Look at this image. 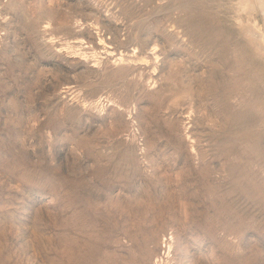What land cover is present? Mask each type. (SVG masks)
Masks as SVG:
<instances>
[{"label": "rangeland", "instance_id": "rangeland-1", "mask_svg": "<svg viewBox=\"0 0 264 264\" xmlns=\"http://www.w3.org/2000/svg\"><path fill=\"white\" fill-rule=\"evenodd\" d=\"M0 264H264L258 0H0Z\"/></svg>", "mask_w": 264, "mask_h": 264}, {"label": "bare ground", "instance_id": "bare-ground-1", "mask_svg": "<svg viewBox=\"0 0 264 264\" xmlns=\"http://www.w3.org/2000/svg\"><path fill=\"white\" fill-rule=\"evenodd\" d=\"M258 3L261 6V8L264 10V0H258ZM48 28H49V21H47L45 23V25L42 27V30H40L42 32L40 34H44L46 31H49ZM83 35H84V33L81 32L79 35L74 36V40H72V41L65 40L64 43L62 44L63 45L62 49L64 48L70 57L78 58L82 62L89 63L90 64L89 67L95 68V67L99 66L102 62H104V61H102L104 59L103 56H105V58H106L108 55L112 54V53H110V51H108L110 49V46H108V47L106 46V49L104 50V52H100V50L103 49L100 44L104 45L105 44L104 41H102V39H99L100 44H96V46L93 45L91 47L90 46L91 44H89V42H83L84 41ZM41 36H43V35H41ZM54 38H53V36L51 38H48V37L45 38L42 45H44V46L50 45L51 43L54 42V40H53ZM85 44H87V45L85 46ZM101 55H103V56H101ZM105 63H106V61L103 64H105ZM101 102L102 103H100V104L103 105L104 102L103 101H101Z\"/></svg>", "mask_w": 264, "mask_h": 264}]
</instances>
